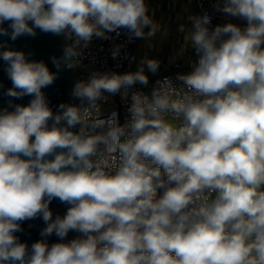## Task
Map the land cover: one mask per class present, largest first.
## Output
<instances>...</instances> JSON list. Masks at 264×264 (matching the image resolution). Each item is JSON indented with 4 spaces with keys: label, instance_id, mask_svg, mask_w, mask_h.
Returning <instances> with one entry per match:
<instances>
[{
    "label": "clouds",
    "instance_id": "clouds-1",
    "mask_svg": "<svg viewBox=\"0 0 264 264\" xmlns=\"http://www.w3.org/2000/svg\"><path fill=\"white\" fill-rule=\"evenodd\" d=\"M214 7L231 19L188 17V73L129 95L159 61L94 71L72 89L80 103L54 112L43 89L94 37L156 34L146 0H0V37L39 29L68 41L51 58L57 72L0 42L12 83L0 108V264H264V0ZM105 93L128 102L123 123L102 117ZM36 218L45 227L29 247L17 233Z\"/></svg>",
    "mask_w": 264,
    "mask_h": 264
},
{
    "label": "water",
    "instance_id": "water-1",
    "mask_svg": "<svg viewBox=\"0 0 264 264\" xmlns=\"http://www.w3.org/2000/svg\"><path fill=\"white\" fill-rule=\"evenodd\" d=\"M3 27L8 28V22L3 24ZM0 42H5V47H9L15 50L23 51L30 60L43 61L48 66L50 71L57 72L54 64L52 63V57L60 58L63 55V49L67 44V41L63 35H53L51 33H44L39 29H36V35L27 36L22 35L15 41H12L9 37H0ZM3 50V49H0ZM6 64L0 59V108L8 106L9 97L4 95V92L12 87V83L9 80L5 71ZM170 71V70H169ZM168 71L159 72L149 77V82L160 77L162 74ZM77 77L74 69L63 68L58 72L57 78L51 86L43 89L48 101L49 106L55 112L60 103H73L79 104L80 101L73 99L71 93L72 89L77 82ZM31 97L25 96L21 99L14 100V103L27 104ZM68 205L61 203L59 200L54 199L50 204V209L53 213V218L56 215L63 216L67 211ZM45 227V223L41 218L34 220H28L23 222V231L17 233L22 242H26L29 247L31 244L41 239L40 231ZM75 232H70L66 239H72ZM48 243L57 242L58 238L53 234L48 237Z\"/></svg>",
    "mask_w": 264,
    "mask_h": 264
},
{
    "label": "built area",
    "instance_id": "built-area-1",
    "mask_svg": "<svg viewBox=\"0 0 264 264\" xmlns=\"http://www.w3.org/2000/svg\"><path fill=\"white\" fill-rule=\"evenodd\" d=\"M188 1L194 2L197 6V15H202L206 12L212 17V27L217 24L225 23L224 19L221 17V13L215 10V0ZM107 35V39L94 37L88 47L83 49L81 63L74 69L77 80L85 79L87 75L89 76L94 71L100 73L108 72L118 74L134 72L132 70V62L135 57V44L137 38L131 37L125 29L119 30V35L115 32L108 33ZM114 52H117L115 57ZM196 59V54L193 52L186 62L181 60L175 61L170 71L148 82L147 86L137 83L132 89H130L129 95H131V92L135 91L150 93L156 82L165 77L175 80L178 73H188L191 71V65L196 61ZM87 64L91 65V70L87 69ZM105 95L108 96L107 100L100 102L102 117H107L111 113L116 112L118 113L120 122L123 123L127 116L128 102L123 100L120 94L110 96L105 93ZM76 235L77 233H75L72 238Z\"/></svg>",
    "mask_w": 264,
    "mask_h": 264
},
{
    "label": "crops",
    "instance_id": "crops-1",
    "mask_svg": "<svg viewBox=\"0 0 264 264\" xmlns=\"http://www.w3.org/2000/svg\"><path fill=\"white\" fill-rule=\"evenodd\" d=\"M146 4L148 14L158 27L154 36L137 38L132 70L135 72L144 59H155L159 61V70L156 73L169 71L175 61L186 62L194 52V49L186 44L185 36L191 30L188 17L197 15V6L188 0H146ZM221 17L225 22L231 19L222 14ZM180 25L185 26L183 31L179 30ZM147 31L148 29H145V32ZM145 71L148 77L154 75L147 69Z\"/></svg>",
    "mask_w": 264,
    "mask_h": 264
},
{
    "label": "rangeland",
    "instance_id": "rangeland-1",
    "mask_svg": "<svg viewBox=\"0 0 264 264\" xmlns=\"http://www.w3.org/2000/svg\"><path fill=\"white\" fill-rule=\"evenodd\" d=\"M86 67H87L88 70H91V65L90 64H87ZM87 77H88V75L85 77V79H87Z\"/></svg>",
    "mask_w": 264,
    "mask_h": 264
}]
</instances>
